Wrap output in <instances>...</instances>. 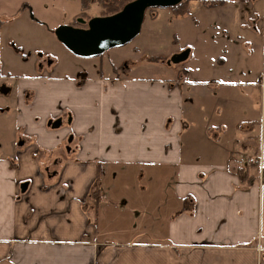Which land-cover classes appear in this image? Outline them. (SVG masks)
Wrapping results in <instances>:
<instances>
[{"label": "crops", "instance_id": "crops-1", "mask_svg": "<svg viewBox=\"0 0 264 264\" xmlns=\"http://www.w3.org/2000/svg\"><path fill=\"white\" fill-rule=\"evenodd\" d=\"M67 3L0 0V98L15 94L0 116L13 120L0 264H264V77L236 82L241 97L222 92L233 81L201 80L210 88L192 98L186 68L173 82L120 75L123 64L82 78L53 60L46 70L27 56L60 42L52 17ZM199 3L218 14L205 20L224 42L216 71H249L257 51L264 66L260 0ZM13 64L32 73L10 83Z\"/></svg>", "mask_w": 264, "mask_h": 264}, {"label": "rangeland", "instance_id": "rangeland-1", "mask_svg": "<svg viewBox=\"0 0 264 264\" xmlns=\"http://www.w3.org/2000/svg\"><path fill=\"white\" fill-rule=\"evenodd\" d=\"M200 5L199 0H189L188 11L179 16L174 14L172 8L161 10L157 8L147 11L141 32L130 43L110 49L103 56L94 58L79 57L67 49L64 44H60V42L52 44L46 37L47 39H42V47L32 50L27 57L31 60L33 58L40 60L38 66L41 63L46 70L49 67V62L53 60L55 63L51 71L57 74L73 75L76 70H79L81 78L87 75V72L88 74L96 73V70L100 69L101 65L103 66L104 73L110 75L112 64H118L119 67L123 64L120 69L121 71L119 69L117 71L120 75L125 73L124 67H128L131 71L130 77L132 78H140L141 80L152 82L155 79L173 82L178 77H182L183 71L186 68L188 81L183 85V90H188L189 94L195 91L196 94L192 95V98H197L202 88H210L206 85H201V80L214 81L217 79L235 82L229 86H224L222 92L227 91L226 89L232 90L235 97H241L239 93L243 92L246 88H242L237 83L262 80L264 77L261 52L257 51L251 58L249 71H243L241 68L229 69V66L223 70L216 71L214 67V53L224 46V42L218 41L219 39L214 40L215 37L212 40L208 39L207 35H210L212 30L208 28V25H206L207 21L205 22V20H208L207 18L210 17L216 18L218 14H216V11L208 10ZM259 5L261 18H264V0H260ZM80 12L81 0H68L67 4L63 5L58 12H55L52 19L58 22L59 25L81 24L80 20L82 19L89 20L91 16H100L103 8L98 4H92L90 11H87V15L82 17ZM245 15L248 16V13ZM36 16L34 15V18H37ZM56 40L58 41L57 38ZM187 49H189L190 54L186 61L168 65V60L173 55ZM48 53L52 54L51 59L45 57ZM149 58H156V60L152 61ZM237 58V56H230L231 61ZM13 66L10 70L12 74V82L10 83H15V80L18 79L15 76H21L29 72L26 70L28 67L23 66L22 69H19L18 67L20 66L18 64H13ZM35 68L39 67L35 66ZM85 71L87 72L85 73ZM30 73L32 72L30 71L28 74ZM259 92V89H256L251 96L255 102H259L260 100ZM14 100V93L6 99L0 98V116L3 112H11L10 115L13 114ZM195 101L197 102V99ZM2 117L5 120H0V149L2 148L0 154H6L10 145V130L13 128V120L10 116ZM195 122H197L196 119ZM198 122L200 125L199 120ZM233 129L234 126L231 124L230 130ZM161 175L165 176V174Z\"/></svg>", "mask_w": 264, "mask_h": 264}, {"label": "water", "instance_id": "water-1", "mask_svg": "<svg viewBox=\"0 0 264 264\" xmlns=\"http://www.w3.org/2000/svg\"><path fill=\"white\" fill-rule=\"evenodd\" d=\"M188 0H131L118 12L80 20L82 26L60 25L55 29L57 39L73 54L83 58H94L106 51L130 43L142 29L149 9L172 8ZM189 49L173 55L168 65L179 64L188 59ZM54 127L61 120L52 122ZM27 183L22 189L27 188Z\"/></svg>", "mask_w": 264, "mask_h": 264}, {"label": "trees", "instance_id": "trees-1", "mask_svg": "<svg viewBox=\"0 0 264 264\" xmlns=\"http://www.w3.org/2000/svg\"><path fill=\"white\" fill-rule=\"evenodd\" d=\"M131 0H82L81 1V16L87 15V11L91 8L92 4H98L103 8L102 16L111 15L123 8V6L128 3ZM188 4L189 0L180 3L179 5L172 7V10L174 11V14L176 16L183 15L188 11ZM209 7H215L219 4H221V1H207L205 3ZM152 9H149L150 11ZM91 18V17H90ZM89 18V19H90ZM2 25V21H0V26ZM74 25H78L75 24ZM152 61H155V59L149 58Z\"/></svg>", "mask_w": 264, "mask_h": 264}]
</instances>
